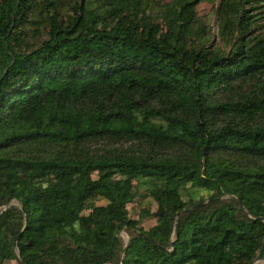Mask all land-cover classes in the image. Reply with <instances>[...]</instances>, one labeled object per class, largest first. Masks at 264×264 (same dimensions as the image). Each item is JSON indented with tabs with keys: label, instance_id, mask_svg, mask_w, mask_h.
Masks as SVG:
<instances>
[{
	"label": "trees",
	"instance_id": "obj_1",
	"mask_svg": "<svg viewBox=\"0 0 264 264\" xmlns=\"http://www.w3.org/2000/svg\"><path fill=\"white\" fill-rule=\"evenodd\" d=\"M260 4L0 0V264L264 261Z\"/></svg>",
	"mask_w": 264,
	"mask_h": 264
},
{
	"label": "rangeland",
	"instance_id": "obj_2",
	"mask_svg": "<svg viewBox=\"0 0 264 264\" xmlns=\"http://www.w3.org/2000/svg\"><path fill=\"white\" fill-rule=\"evenodd\" d=\"M156 3L160 4H166L170 2L171 0H155ZM262 9V16L260 18V22H258V29L257 33L264 36V0H261ZM218 7V3L215 4H209V3H201L197 7L198 14L201 18H203L206 22H208L212 28V33L214 34V37L218 41V27L216 23V9ZM256 13V12H254ZM143 195V194H141ZM151 199H147L144 197H138L133 203H131L128 207L131 217L135 219H139V212H140V205L144 207H152L154 210L155 205H151ZM98 205H105L106 202L104 201H98ZM143 208V207H142ZM155 223V220H144L141 225L145 226L146 228H149ZM121 237L124 239V241L128 240L130 238V233L123 231L121 233ZM255 264H264V261H258Z\"/></svg>",
	"mask_w": 264,
	"mask_h": 264
},
{
	"label": "water",
	"instance_id": "obj_3",
	"mask_svg": "<svg viewBox=\"0 0 264 264\" xmlns=\"http://www.w3.org/2000/svg\"><path fill=\"white\" fill-rule=\"evenodd\" d=\"M10 206H17V203H16V202H13V203L10 204ZM6 209H7V208H5V210H6ZM260 220L264 221L263 218H261ZM129 242H130V238H129L128 240L125 241V249H124V252H123L122 262H121V264H124V253H125V251H126V248H127L128 244H129Z\"/></svg>",
	"mask_w": 264,
	"mask_h": 264
}]
</instances>
